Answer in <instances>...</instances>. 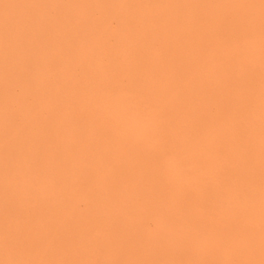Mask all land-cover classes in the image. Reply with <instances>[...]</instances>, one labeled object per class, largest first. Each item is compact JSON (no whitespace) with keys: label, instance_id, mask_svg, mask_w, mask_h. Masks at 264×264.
<instances>
[{"label":"bare ground","instance_id":"6f19581e","mask_svg":"<svg viewBox=\"0 0 264 264\" xmlns=\"http://www.w3.org/2000/svg\"><path fill=\"white\" fill-rule=\"evenodd\" d=\"M216 2L204 29L198 0H0V134L11 101L13 151L52 180L43 210H14L42 259H264L260 0ZM238 5L251 15L235 17ZM144 97L166 113L182 161L163 185L135 147L157 146L114 116L117 101Z\"/></svg>","mask_w":264,"mask_h":264},{"label":"clouds","instance_id":"9594fccd","mask_svg":"<svg viewBox=\"0 0 264 264\" xmlns=\"http://www.w3.org/2000/svg\"><path fill=\"white\" fill-rule=\"evenodd\" d=\"M233 15L243 17L251 15L244 5L234 6ZM11 48V45L9 46ZM11 110V101L6 111ZM14 124L4 126L0 134V150L3 151L4 164L0 172V264L17 261H46L41 258V249L34 247L31 240L35 234L33 228L24 232L25 242H19L15 233L19 220L14 215L17 204H24L43 210L48 200L43 195L44 186L52 183L47 175H39L35 169L34 157L30 154H18L13 151L17 140ZM58 190L65 192L67 186H58ZM231 247L230 244L223 245Z\"/></svg>","mask_w":264,"mask_h":264},{"label":"snow or ice","instance_id":"6c2138e0","mask_svg":"<svg viewBox=\"0 0 264 264\" xmlns=\"http://www.w3.org/2000/svg\"><path fill=\"white\" fill-rule=\"evenodd\" d=\"M261 9V46L264 53V0H260ZM264 98V97H262ZM115 118L124 124L126 131L141 140L150 142L156 145L158 150L148 152L143 145H136L138 151L144 152L149 158L156 160L161 166V180L163 185V172L166 166L174 165L178 170L182 168V161L178 158L175 145L170 141L166 134L164 121L166 113L162 108L154 103L151 97H144L143 100L135 98L124 99L117 101L114 110ZM6 125L14 124L11 115L6 111ZM262 234H261V254L264 256V153H262ZM15 238L19 242H25L24 232L20 230L15 233ZM6 264H255L254 261H216V262H200V261H130V262H93V261H78V262H61V261H17L6 262ZM259 264H264L262 259Z\"/></svg>","mask_w":264,"mask_h":264},{"label":"rangeland","instance_id":"374dc122","mask_svg":"<svg viewBox=\"0 0 264 264\" xmlns=\"http://www.w3.org/2000/svg\"><path fill=\"white\" fill-rule=\"evenodd\" d=\"M200 1V4H201V9H203V13L201 14V16L200 17H202L203 16V18H199V20H198V22H199V24H200V27L202 28V27H204V26H209V24L211 25V22L213 21V20H211V19H213V16H207V13H206V7L210 4V0L208 1V0H198V2ZM216 1H218V2H216L217 4H218V6H220L221 5V0L219 1V0H216ZM223 1V0H222ZM239 1V0H238ZM241 1V0H240ZM207 4V5H206ZM202 5H203V7H202ZM205 13H206V15H205ZM217 16V15H216ZM211 20V21H210ZM218 20V27H219V29H218V31L222 34L224 31H226V33H224V35L225 34H228V32H229V30L228 29H230L231 28V23H229V21H227L228 19H221V17L220 18H218V16H217V19L215 20V21H217ZM235 21V20H234ZM233 21V22H234ZM203 24H204V26H203ZM213 24V23H212ZM228 25H230V28H229V26ZM222 26V28H224V29H222V28H220ZM206 27H204V29L206 28ZM223 35V34H222Z\"/></svg>","mask_w":264,"mask_h":264}]
</instances>
